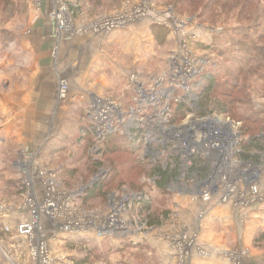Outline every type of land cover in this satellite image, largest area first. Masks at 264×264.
<instances>
[{
    "label": "rangeland",
    "instance_id": "1",
    "mask_svg": "<svg viewBox=\"0 0 264 264\" xmlns=\"http://www.w3.org/2000/svg\"><path fill=\"white\" fill-rule=\"evenodd\" d=\"M42 1L0 0V264L35 262L28 242L17 233L20 224L31 220L30 200L39 208L53 207L49 214L56 219L43 213L40 225L47 233L44 239L54 264H172V258L158 256L157 248L145 238L158 228L183 231L174 238L164 236L162 242L176 247L177 263L185 264L193 252L204 254L191 230L199 229L211 207L221 205L239 215L237 239L223 257L230 264H264V142L256 140L264 137V0H66L77 30L91 28L103 17L132 14L129 4L141 13L133 22L102 38L84 87L72 88L66 80L63 98L64 80L59 79L61 102L54 119L32 120L22 114L19 106L4 100L13 98L30 80L28 65L23 64L19 51L23 37L31 33ZM244 30L262 50L261 57L253 53L254 59L245 70L251 106L240 108V119L220 112L208 115L234 122L240 144L228 158L226 174L217 182L219 193L205 200L199 195L203 190L199 176L206 174L201 169L209 175L215 171L212 153L207 148L195 150L188 159L184 145L177 140L159 145L154 139L156 133L149 129L158 123L156 116L162 115L166 104L170 106L169 117L163 128L177 131L201 119L188 112L176 122L175 108L186 100L195 110L197 89L218 67L239 71L230 51L240 49L243 43L249 45V39L241 36ZM89 34L99 35L84 30L72 37ZM187 53L198 70L196 62L204 60L202 71L191 80V93L183 86L176 87L174 97L164 99L157 113L149 103L141 106L137 102L138 85L144 84L148 91L152 79L161 78L163 89L170 88L173 64ZM95 100L106 101L104 106L114 116L115 131L110 139L99 135L104 127L95 118ZM112 105L118 107L127 123L131 111H136L126 129L120 126L117 112L110 109ZM250 115L253 120L247 119ZM107 132L104 136L112 134ZM252 144L263 147L247 150ZM27 147L40 151L27 152ZM37 170L54 192L50 194L40 182ZM158 171L166 172L167 177H160ZM175 172H179L177 179H171ZM249 177L252 180L248 183ZM32 182L34 188L30 190ZM96 185L101 188L89 197L87 193ZM252 188L257 192L252 193ZM47 199L51 202L46 204ZM113 216L121 224L120 233L99 238L98 225L103 226ZM69 223L87 229L67 238L61 230L56 236L52 234V227ZM140 236L145 238L141 242Z\"/></svg>",
    "mask_w": 264,
    "mask_h": 264
},
{
    "label": "built area",
    "instance_id": "2",
    "mask_svg": "<svg viewBox=\"0 0 264 264\" xmlns=\"http://www.w3.org/2000/svg\"><path fill=\"white\" fill-rule=\"evenodd\" d=\"M66 0H53L54 3V11L53 17L56 21L57 30L59 33L68 32L74 34L76 32L88 31L95 34H109L115 31L116 29H120L121 27L127 25L128 23L133 22L138 14L141 13L138 7L129 4L130 12L125 14H119L115 16L103 17L95 22H93L90 26L91 28L85 27L84 29L77 30L76 26L72 20L70 14V8ZM139 10V11H138ZM196 62V61H195ZM204 60L200 59L196 63L200 65V69L198 70L196 66H194V60L190 57V53H187L185 57L180 56L179 59L175 61L173 64L174 68L170 74V88L163 89L164 81L163 79H152L153 85L151 89L147 91L145 85H138L137 93L139 95L137 102L143 106L146 103L150 104V107L155 108L156 113L159 110L164 99H172L174 94L176 93V87L184 88L187 93H191V80L197 72L202 71L201 64H203ZM198 70V71H197ZM182 82V84L180 83ZM68 83L66 80L61 82V96L65 98V92L67 91ZM160 89V90H158ZM192 96V94L190 95ZM107 102L102 100H95V118L98 120L100 125L104 127V129L99 130L100 137H105L104 134L112 133L115 131V127L113 125V114L110 112L109 107L104 106ZM167 108L161 112L162 115L156 116L158 119V123L152 124L153 127H150V132L156 133L154 136L155 141L159 143V145H167V141L169 140H177V143H181L184 145L186 150V154L188 155V159H190L191 154L195 150H205L206 148L209 152L212 153L213 158L216 160V166L214 168L212 175H202L199 176V184L203 187V190L199 192V195L203 197L205 200H209L212 195H217L219 193V187L217 182L219 178L225 173V168L229 167V157L233 153L235 146L240 144L238 140L239 133H237V128L234 122L230 119L221 120L218 116L214 115L212 118L209 117H201L198 122H195L193 126H185L183 128L175 131V128L167 129L163 128V125L166 123L167 114L169 112V105ZM113 106V107H112ZM110 106V109L117 112L119 115L120 126H123L125 129L127 125L132 124V117L135 116L136 111L132 110L129 116V122L127 123L126 117L120 113L118 107L114 105ZM152 117L148 118L151 120ZM147 123V122H146ZM221 124V126L219 125ZM149 128V127H148ZM156 130V131H155ZM185 130V131H184ZM151 134V133H149ZM153 135V134H152ZM159 135V136H158ZM132 140V139H131ZM183 147V146H182ZM184 153V152H183ZM154 155H158V152L154 151ZM212 176V177H211ZM226 176V175H225ZM198 178V177H197ZM40 182H44V186L47 188V191H50L51 194L53 187L47 186V182L45 176L42 173H39ZM252 180L251 177L248 178L249 181ZM48 184L53 185V181L47 180ZM30 190L34 188V184L30 183ZM256 189V188H255ZM254 188L251 189L252 193H256ZM225 195V200L227 199ZM127 197H125L126 200ZM50 199L46 200V204L51 202ZM31 206V220L28 222H24L20 224L17 228V233L19 237H23L28 241L29 254L31 258L38 262V264H54L51 253L48 250V245L44 237L47 235L46 231L40 225V220L42 218V214H45V217L50 215L49 217L54 220L55 216L49 214L52 213L53 210L52 205H45L44 208L37 207L32 200L29 201ZM116 210V207L114 208ZM87 228L79 224L69 223L61 228H57V226L52 227V234L57 235L58 230L63 231L62 236H72L79 234L83 231H86ZM121 224L118 220L117 216L110 217L103 226L97 227V235L99 238L113 237L114 235L120 233ZM125 230V229H124ZM9 231V229H8Z\"/></svg>",
    "mask_w": 264,
    "mask_h": 264
},
{
    "label": "crops",
    "instance_id": "3",
    "mask_svg": "<svg viewBox=\"0 0 264 264\" xmlns=\"http://www.w3.org/2000/svg\"><path fill=\"white\" fill-rule=\"evenodd\" d=\"M40 6L41 9H38L33 19L31 33L23 37V47L19 51L22 53L21 60L23 64L28 65L30 80L22 90L13 94V98L7 97L4 100L6 104L13 103L16 107L19 106L23 110L22 114L27 119L32 120L54 119L59 114L61 102L59 95L60 78L69 81L72 88L84 87L85 79H87L86 73L90 69V65L92 66V63L98 58L96 56L101 49L102 38L106 35L89 34L72 37L69 33L60 34L53 17L54 4L52 0H44ZM26 146L28 145L26 144ZM39 148H41V145ZM36 151H40V149L36 150L34 148L31 150L27 147V152ZM33 155L30 158L31 160L35 157ZM34 165L37 167L38 163ZM38 171H36V175L39 173ZM183 211L187 210L183 209ZM259 214L253 215L259 216ZM238 216V212L222 205L211 207L205 213L199 229H190L193 234H196L199 241L197 247L201 251L203 250L204 254L193 252L187 258L185 264H230V261L226 260L223 255L225 256L226 252H229L233 240L237 239L235 225L238 223ZM180 221L182 223L186 222L185 219ZM182 228L185 230L186 226L184 225ZM165 231L163 228H158L155 233L145 238L152 247L157 248L158 256L164 257L165 255L172 258V264H178L176 261L178 250L176 247L172 244L170 246L163 244L162 241L164 236L168 239L174 238L183 231L173 228L171 231ZM63 238L67 237L63 236ZM143 238V236H140L139 242ZM23 240L27 241L25 238ZM33 263L38 264L37 261H33ZM59 263L62 264L58 261L56 264Z\"/></svg>",
    "mask_w": 264,
    "mask_h": 264
},
{
    "label": "trees",
    "instance_id": "4",
    "mask_svg": "<svg viewBox=\"0 0 264 264\" xmlns=\"http://www.w3.org/2000/svg\"><path fill=\"white\" fill-rule=\"evenodd\" d=\"M240 32L241 36L245 37L246 40L249 39V45H245V43H243L240 49L230 51L232 61L239 67V71L235 72L231 69H222L221 67H218L210 76L207 75V77L203 81L202 86L197 89L199 95L195 110L191 109L190 104L186 100L181 102L174 111L175 121L176 119L177 121H179L180 119L185 117L188 112H194L196 113V115L201 117L220 112L227 114L233 119H240L238 115V111L240 110V108L242 106H248V108L251 106V104H249L250 93L249 87L247 85L248 77L245 73V70L249 67L254 59L253 53L258 52V56L261 57L260 53L262 50H260L256 39L249 38V35H247L245 30ZM222 80H226L228 83L221 84L220 81ZM247 119L251 120V115ZM254 121L258 124H263L262 121L255 119ZM111 136H113V133L107 134L105 136V140L110 139ZM261 139L263 140L262 142H264V137H258V139L256 140L262 144ZM263 145L261 146L263 147ZM261 146L259 144H252L246 149L251 150L252 148H254L256 150H259L262 148ZM246 156V158H248V155ZM251 158L253 159L254 156H252ZM201 170L206 172L205 175H207L209 172L204 169ZM178 173L179 172H175V174L171 175L170 178L173 179L174 177L175 179H177ZM157 174L162 178L167 177V174L164 171H158ZM202 175L204 176V174ZM100 188V185H96L87 194L89 195V197H91Z\"/></svg>",
    "mask_w": 264,
    "mask_h": 264
}]
</instances>
